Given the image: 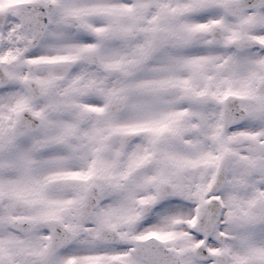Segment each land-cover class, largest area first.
Returning a JSON list of instances; mask_svg holds the SVG:
<instances>
[{
    "label": "snow or ice",
    "instance_id": "snow-or-ice-1",
    "mask_svg": "<svg viewBox=\"0 0 264 264\" xmlns=\"http://www.w3.org/2000/svg\"><path fill=\"white\" fill-rule=\"evenodd\" d=\"M0 264H264V0H0Z\"/></svg>",
    "mask_w": 264,
    "mask_h": 264
}]
</instances>
